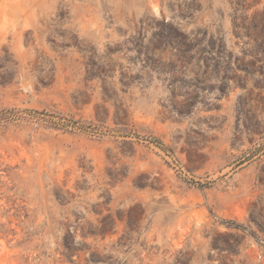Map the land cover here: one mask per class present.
I'll use <instances>...</instances> for the list:
<instances>
[{"label": "rangeland", "instance_id": "rangeland-1", "mask_svg": "<svg viewBox=\"0 0 264 264\" xmlns=\"http://www.w3.org/2000/svg\"><path fill=\"white\" fill-rule=\"evenodd\" d=\"M0 264H264V0H0Z\"/></svg>", "mask_w": 264, "mask_h": 264}]
</instances>
